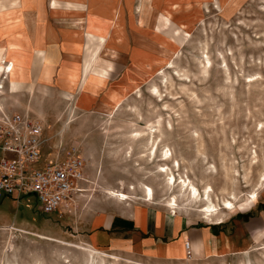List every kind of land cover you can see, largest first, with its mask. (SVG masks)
I'll list each match as a JSON object with an SVG mask.
<instances>
[{"label":"rangeland","instance_id":"rangeland-1","mask_svg":"<svg viewBox=\"0 0 264 264\" xmlns=\"http://www.w3.org/2000/svg\"><path fill=\"white\" fill-rule=\"evenodd\" d=\"M8 45L22 70L12 84L0 69V110L43 121L33 168L77 147L88 182L53 214L35 195L1 196L11 217L0 220V264H161L96 249L87 223L131 204L221 226L201 212L206 201L181 192L180 177L202 197L212 189L224 223L251 229L241 253L184 262L264 264V0H0V61ZM66 72L78 73L74 89Z\"/></svg>","mask_w":264,"mask_h":264},{"label":"crops","instance_id":"crops-1","mask_svg":"<svg viewBox=\"0 0 264 264\" xmlns=\"http://www.w3.org/2000/svg\"><path fill=\"white\" fill-rule=\"evenodd\" d=\"M47 40L46 47L50 45L52 48L54 42L51 37ZM21 50L26 63L29 62L27 59L30 53L24 47ZM48 54L51 59L50 71L57 58L53 53ZM24 80L19 90L24 87ZM62 80L66 84L64 87L71 86L67 72ZM9 212L0 197V220L9 219ZM87 224L85 238L96 249L123 252L161 264H187L184 262L187 242L191 243L197 261L202 258L228 257L245 251L250 245L247 240L251 232L250 224L244 226L240 220L233 218L221 226L199 224L179 216L172 218L163 211L151 213L147 206L136 207L130 204L117 212H99Z\"/></svg>","mask_w":264,"mask_h":264},{"label":"built area","instance_id":"built-area-1","mask_svg":"<svg viewBox=\"0 0 264 264\" xmlns=\"http://www.w3.org/2000/svg\"><path fill=\"white\" fill-rule=\"evenodd\" d=\"M45 142L42 120L28 113L0 110V197H12L20 203L23 196L35 195L39 211L53 214L75 203V195L84 191L80 185L88 180L86 164L77 147L63 149L52 164L34 169ZM185 250L186 259H194L190 242Z\"/></svg>","mask_w":264,"mask_h":264},{"label":"bare ground","instance_id":"bare-ground-1","mask_svg":"<svg viewBox=\"0 0 264 264\" xmlns=\"http://www.w3.org/2000/svg\"><path fill=\"white\" fill-rule=\"evenodd\" d=\"M168 15H171V12L168 13ZM14 48H16V47H14V45H8V48H6V50L4 51L3 57L1 58V61H0L1 65H3L6 63L5 59H8V58L10 59L9 63L7 65H5L3 68L0 67V69H2V72H3L2 76L7 74L8 79L11 80L12 84H16L18 82L19 76L21 75V70H22L21 67L18 66L17 72L15 73V69L17 68V65L20 63V60L14 54L15 53ZM18 54H19V52H18ZM96 61L97 60L94 59L93 63L96 64ZM78 69H79V66L75 67V70H78ZM99 73H100V71H99ZM99 75L97 73H95V77H92V80H96V82H95L96 85H98L97 84L98 83L97 77L99 78ZM78 79H79V77H78L77 72L70 75V77H69V83L70 84L69 85L72 86L71 87L72 89L75 88L76 82ZM154 147H156L155 142H154ZM155 150H157V147L155 148ZM154 153H156V152L154 151ZM163 156H164V160H168L170 158L169 157V151H166ZM167 171H168V169L165 168V166L161 167V173H167ZM167 175L169 177V180H168L169 184H172V183L175 184L176 180H175L174 175H172V174H167ZM179 187L181 189V192H184V194L188 193V200H191L192 202L193 201L198 202L200 200H204L207 202V204L205 205V208L201 212L204 213L208 217L209 220L211 218H215L217 221H219L217 224L222 225L224 223V221H222V217L220 216L219 209H217L216 206L210 200V191L212 190L210 187L206 189L205 195L203 197L201 196L199 189L188 178L185 179L183 177H180ZM146 194H147L146 197H148L149 200L153 199V190L151 188L147 187ZM122 196H124V195H122ZM201 197L202 198L205 197V199H202ZM253 198H254L253 202H256L258 197L255 193H253ZM176 205H177V201L175 199H173V206H176ZM233 208H234L233 203L227 201L224 203V208L222 210L223 211L225 210V212H226L227 210L231 211Z\"/></svg>","mask_w":264,"mask_h":264}]
</instances>
